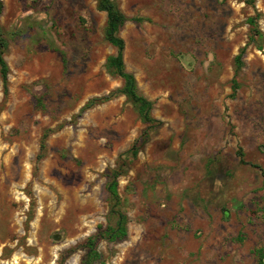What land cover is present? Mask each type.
Returning <instances> with one entry per match:
<instances>
[{"label": "rangeland", "instance_id": "1", "mask_svg": "<svg viewBox=\"0 0 264 264\" xmlns=\"http://www.w3.org/2000/svg\"><path fill=\"white\" fill-rule=\"evenodd\" d=\"M0 1V264H61L105 227L107 173L147 125L123 96L81 112L122 87L95 0ZM114 1L141 19L123 63L161 125L118 179L127 236L103 264H264V0Z\"/></svg>", "mask_w": 264, "mask_h": 264}, {"label": "trees", "instance_id": "2", "mask_svg": "<svg viewBox=\"0 0 264 264\" xmlns=\"http://www.w3.org/2000/svg\"><path fill=\"white\" fill-rule=\"evenodd\" d=\"M95 3L96 9L99 12L105 13L106 15V24L103 31L104 39L109 45L116 49V55L107 58L106 69L110 75L118 77L122 80V87L109 93L107 96L90 99L83 106L81 112L92 109L97 105L107 103L110 100L117 98L118 96H123L125 97L126 101L132 105L140 121L143 124L147 125V128L134 142L131 148L127 152L119 156L116 166L107 173L105 194L109 209L105 217V227L103 229H100L96 234L89 236L80 245L66 250L61 256V264L69 255H71L78 249H81L84 253L80 264H103L102 256L97 250L98 243L101 240L114 243L126 238L127 220L126 217L120 212L119 206L121 201L118 195V179L125 175L127 164L137 157L141 148L148 142L149 130H152L161 125L160 121L155 120L151 116L153 103L139 93L134 76L125 70V66L123 63L124 41L119 36V32L127 22H141V19L127 18L120 11L118 5L114 0H95ZM2 9L3 5L0 1V16L2 13ZM248 24L250 26L249 43L257 45L256 47L260 49L261 45L258 44L262 39V33L256 25L255 18H249ZM257 41H259V43H256ZM7 48L8 42L3 37L0 27V78L5 94L7 93L8 88L9 69L3 56ZM244 52L245 48L241 49L240 53L235 57V75L239 74L243 67L242 56ZM41 148L43 149V144ZM260 257L261 259H264L263 252L260 253Z\"/></svg>", "mask_w": 264, "mask_h": 264}]
</instances>
